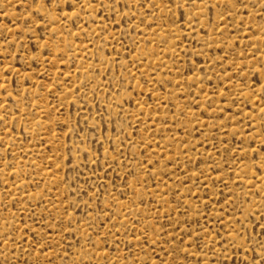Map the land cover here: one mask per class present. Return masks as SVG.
I'll list each match as a JSON object with an SVG mask.
<instances>
[{
	"label": "rangeland",
	"instance_id": "374dc122",
	"mask_svg": "<svg viewBox=\"0 0 264 264\" xmlns=\"http://www.w3.org/2000/svg\"><path fill=\"white\" fill-rule=\"evenodd\" d=\"M0 264H264V0H0Z\"/></svg>",
	"mask_w": 264,
	"mask_h": 264
}]
</instances>
